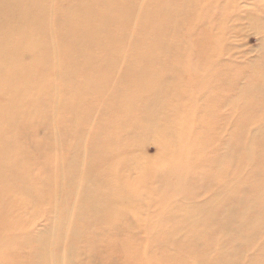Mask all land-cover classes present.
Wrapping results in <instances>:
<instances>
[{
  "label": "rangeland",
  "instance_id": "374dc122",
  "mask_svg": "<svg viewBox=\"0 0 264 264\" xmlns=\"http://www.w3.org/2000/svg\"><path fill=\"white\" fill-rule=\"evenodd\" d=\"M1 3L0 264H264V0Z\"/></svg>",
  "mask_w": 264,
  "mask_h": 264
},
{
  "label": "bare ground",
  "instance_id": "6f19581e",
  "mask_svg": "<svg viewBox=\"0 0 264 264\" xmlns=\"http://www.w3.org/2000/svg\"><path fill=\"white\" fill-rule=\"evenodd\" d=\"M1 2H2V0H0ZM0 2V19H4V20H8V22H10L9 21V19H10V17L11 16H13V15H15L16 17H17V19H18V21L20 22V23H29L28 21H32L33 20V18H34V13L36 12V10H33L31 13H29V14H24V13H21V11H17V10H13L12 9V4H9L8 5V7L6 8V7H4L5 5H2V3ZM27 5H28V3H27ZM37 5V4H36ZM41 12V11H40ZM39 13V12H38ZM54 23V19H53V17H50V16H48V17H45V18H43L41 21H40V23H39V26H42V27H46V28H48L49 26H51L52 24ZM55 23L60 27L62 24H63V20H62V18L61 17H58L57 18V20H55ZM3 31H5V32H3ZM2 32L3 33H1L0 35H2V36H4V38H6L7 37V35L8 34H11V33H14V28H13V26H5V30H3ZM19 34L21 35V37H27V35H28V32H27V30L26 29H20L19 31ZM11 40H9L8 42H10ZM4 45L3 46H1V48H0V71L1 70H4V71H6V73H4V74H0V88H2V87H4L6 84H7V80H9L10 78H15V76H14V74L15 73H17L18 71H20L19 69H14L13 70V64H14V60L13 59H11V58H9L8 56H6L5 55V53H4V49L2 48V47H5L6 48V44H7V42H6V40H4ZM15 45H16V43H15ZM25 45H26V43L23 45V46H21L19 49H17V51H19V54H18V56H17V59H18V61H20V58L22 57V56H28V57H33L34 56V54L35 53H37L38 51H41L42 50V48H43V44H42V42H33V43H30L29 42V45L27 46V47H25ZM7 50V49H6ZM25 62H26V60H25ZM187 80V79H186ZM259 136V135H258ZM260 136H262L263 138L261 139V140H264V131L263 132H261L260 133ZM264 146V144H261L260 145V147H263ZM246 151V159H247V161L248 162H251V161H254V158L256 157V156H259L261 153H259V151L256 149V151H254V149L253 150H245ZM140 152V151H139ZM260 152H261V150H260ZM264 152V151H263ZM262 152V153H263ZM129 153H131V152H129ZM128 153V155H130ZM260 156H262V155H260ZM140 158V157H139ZM262 159V158H261ZM138 160V159H137ZM221 162V161H220ZM231 163V162H230ZM260 163V162H259ZM138 164L140 165V163H139V161H138ZM264 164V163H263ZM136 165V164H135ZM228 165V164H227ZM225 166H226V164H225ZM225 166L223 165V167H224V169H225ZM60 167V166H59ZM222 167V166H221ZM222 167V168H223ZM2 168V167H1ZM60 169V168H59ZM221 169V168H220ZM219 170V169H218ZM227 171V170H226ZM257 171V170H256ZM262 171V170H261ZM216 172V171H215ZM224 172V171H223ZM218 173V172H217ZM216 173V175H218ZM257 173V172H256ZM259 173V172H258ZM207 174V173H206ZM255 174V173H254ZM204 175V174H203ZM256 175V174H255ZM250 176V175H249ZM252 176V175H251ZM250 176V177H251ZM258 176V175H257ZM82 177V181H81V183L83 184V183H85L86 182V179H87V177L84 175V176H81ZM210 177V176H209ZM208 177V178H209ZM252 178V177H251ZM211 179V178H210ZM215 179V178H214ZM218 179V178H217ZM250 179V178H249ZM255 179H256V177H255ZM206 181H208L207 179H206ZM212 181H213V179H212ZM244 181V180H243ZM201 182H202V180H201ZM249 182V181H248ZM205 183V182H204ZM211 183V182H210ZM213 183V182H212ZM237 183H239V182H237ZM242 183H244V182H242ZM247 183V182H246ZM264 184V183H263ZM235 185H236V183H235ZM204 186V185H203ZM237 186V185H236ZM240 185H238V187H239ZM204 187H207V185L206 186H204ZM232 188V187H231ZM240 188V187H239ZM239 188H237L238 189V192H239ZM229 189V188H228ZM228 189H227V191H228ZM226 191V192H227ZM230 191V190H229ZM228 191V192H229ZM232 191V190H231ZM231 191H230V193H231ZM227 192V194H230V193H228ZM233 192H234V188H233ZM79 193V192H78ZM255 193V192H254ZM82 195H88V193H86V191L84 192H82L81 193ZM232 194V193H231ZM234 194V193H233ZM239 194H240V192H239ZM75 195V194H74ZM236 195V194H235ZM226 196H228V195H226ZM231 196V195H230ZM182 197V196H181ZM226 198H228V197H226ZM93 200V197L92 198H90L89 200ZM100 199V198H99ZM224 199H225V197H224ZM223 199V200H224ZM80 200H83V199H80ZM179 201H181V203L183 204L184 202H188L189 201V199H187L186 198V196H184V197H182V200L180 199V195H179V199H178ZM222 200V199H221ZM87 201H88V199H87ZM86 201V202H87ZM83 202V201H82ZM99 202V201H98ZM97 202V203H98ZM261 202V201H260ZM92 203V202H91ZM220 203V202H219ZM218 202H216V201H212V202H209L208 204H206V206L208 207V209H210V210H212L213 211V208H215V207H220L221 206V203L219 204ZM95 204V203H94ZM97 205V204H96ZM95 205V206H96ZM67 206V205H66ZM70 206V205H69ZM206 206H202V207H206ZM91 207H92V205H91ZM202 207H201V209H202ZM261 207V206H260ZM65 208V207H64ZM113 208H115V204H114V202H108V201H105L104 199L101 201V204L98 206L97 205V207L94 209V210H92V212H94V213H100V212H97V211H103V209H104V211H108V210H110V209H113ZM85 209V208H84ZM67 210V209H66ZM186 210H188L189 212V217L190 218H188V220H187V224H190L191 223V221H192V215L193 214H201V210H198V211H196L195 213H192V209L190 208V206H188L187 208H186ZM203 210V209H202ZM229 212L228 213H230L229 214V218H231V214H232V212H233V210L231 209V210H228ZM214 213H212V215L215 217V216H217V214H216V212L215 211H213ZM262 216V215H261ZM264 217V216H263ZM213 220V219H212ZM258 222L260 221V219L259 218H257L256 219ZM202 224H207L208 222H207V220L205 219V218H203L201 221H200ZM207 222V223H206ZM252 223H254L253 221H252ZM211 224V226H216L217 224H218V222H216V220H214L212 223H210ZM219 227H221V229L223 228L224 230H230L231 228H232V226L231 225H229V224H226V223H224L223 224V222L220 224L219 223ZM264 229V228H263ZM264 231V230H263ZM181 232H183V228L182 229H173V228H171V229H167L166 230V232H164L163 234H164V240L166 241L165 243L166 244H171V245H175V246H183L184 244H185V242H184V240H177L176 238H175V236L176 235H178V234H180ZM233 239H234V237H233ZM239 239V238H238ZM37 240H39V239H37ZM190 241H192L191 239L190 240H187V242H190ZM235 241V240H234ZM239 241V240H238ZM45 242V241H44ZM42 246H43V244H42ZM232 246V245H231ZM80 250H82V249H80ZM191 250V249H190ZM192 251V253H195V251L194 250H191ZM190 252V251H189ZM36 254V253H35ZM41 254V253H40ZM190 254V253H189ZM38 255H39V253H38ZM48 256V255H47ZM186 256V255H185ZM225 256L226 255H224V258H225ZM56 258V257H55ZM236 258V257H235ZM50 261V260H49ZM57 261V260H56ZM258 262V261H257ZM172 263V262H171ZM181 264H189L188 263V260H187V258H185V260L184 261H182L181 262Z\"/></svg>",
  "mask_w": 264,
  "mask_h": 264
}]
</instances>
